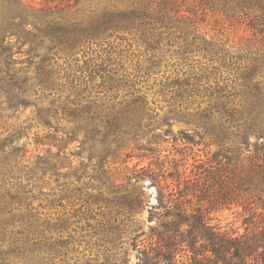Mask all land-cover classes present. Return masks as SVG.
<instances>
[{"label": "trees", "instance_id": "16d2710c", "mask_svg": "<svg viewBox=\"0 0 264 264\" xmlns=\"http://www.w3.org/2000/svg\"><path fill=\"white\" fill-rule=\"evenodd\" d=\"M82 1L0 0V264H264V0Z\"/></svg>", "mask_w": 264, "mask_h": 264}, {"label": "rangeland", "instance_id": "374dc122", "mask_svg": "<svg viewBox=\"0 0 264 264\" xmlns=\"http://www.w3.org/2000/svg\"><path fill=\"white\" fill-rule=\"evenodd\" d=\"M127 0H84L80 3L78 6L80 9L81 14L83 16H88L91 11L93 10H101L104 7L111 8L113 6L117 7H123L126 4ZM36 3L37 0H34ZM214 18L211 16V14H208L206 16V20L210 25H214ZM209 25V26H210ZM219 26L221 27H226L228 28V22L223 21L219 22ZM229 31L231 34L232 40L236 41L240 36H245L248 34L247 31H244L242 27H237L236 29H231L228 28L226 29ZM135 50V46L133 47ZM158 104L164 105L162 100H158ZM162 114V113H160ZM24 116L22 119L29 117L31 115V110L27 109L24 111ZM186 130L190 131L191 128L187 127L186 125L182 123H174L171 131L175 133L177 130ZM204 144H200L199 146H195L193 151L195 154H197L198 157L196 159L198 160H204L205 159V154L206 153H213L216 151V146L211 144L209 145L207 141H204ZM207 145V146H206ZM73 147V146H71ZM170 149V147H168ZM137 160L133 159L130 163L129 166L132 167L134 163H136ZM193 163L192 159L188 160V166ZM145 162H141L140 166H145ZM117 168L120 167L119 164L115 165ZM191 167V166H190ZM133 187L137 188L138 191H142V200L146 204V206L141 209L139 212L136 214V218L140 222V225L142 228H145L149 223L147 222V217H148V209L155 204V195H156V190L153 186L149 185V181L145 179L142 182H137L133 184ZM60 210V209H59ZM245 213H243L242 209L240 207H216L213 210L210 211V213L206 216L207 222L209 226L213 227L216 231H219L221 233H226L229 235L233 236H239L244 234L245 228L243 226V218L245 217ZM98 237H86L84 238L80 244L75 243L74 247L76 249V252L74 253V256H94V254H97L99 256H103L101 254L105 253L102 250V247L100 246L101 244L97 242ZM97 244V245H96ZM140 244H144L143 242H140ZM99 246V247H98ZM122 254L127 256L128 259V264H136L137 263V257L138 256V250L137 247L132 245V243L128 240L126 243L122 245Z\"/></svg>", "mask_w": 264, "mask_h": 264}]
</instances>
